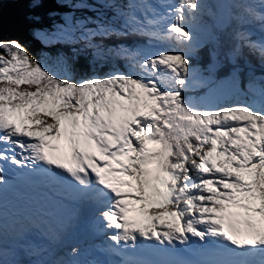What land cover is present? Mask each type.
<instances>
[{
    "label": "snow or ice",
    "instance_id": "1",
    "mask_svg": "<svg viewBox=\"0 0 264 264\" xmlns=\"http://www.w3.org/2000/svg\"><path fill=\"white\" fill-rule=\"evenodd\" d=\"M13 2L29 6L34 40L81 45L108 70L77 79L80 49L57 53L49 66L20 40L0 38V193L15 166L65 200L92 206L95 224L112 233L108 251L152 249L119 264H264V0L233 17V53L246 48L260 72L234 64L228 87L239 99L212 107L185 95L216 85L211 65L205 76L193 64L205 0H160L164 11L152 0H55L95 13L73 12L55 30L40 15L51 0ZM253 22L259 41L243 28ZM128 37L145 43L125 44ZM64 207L27 217L16 236L36 230L64 241L81 220L64 216ZM3 231L0 223V258ZM68 249L69 259L53 264H100L75 259L77 244Z\"/></svg>",
    "mask_w": 264,
    "mask_h": 264
},
{
    "label": "trees",
    "instance_id": "2",
    "mask_svg": "<svg viewBox=\"0 0 264 264\" xmlns=\"http://www.w3.org/2000/svg\"><path fill=\"white\" fill-rule=\"evenodd\" d=\"M245 3H247L245 0L227 1V8L225 9H228L226 11V14H228L230 25H238V27H240V25L236 22V20L233 19V17L237 13H243V5ZM213 7L216 9L217 4L213 3ZM210 8V10L213 11L211 6ZM50 10L51 14H49ZM72 11L75 10L67 7H62L55 3V0H51L50 3H48L43 9L40 10L42 25L47 28L51 27L50 22L54 23L55 21L59 20L61 14ZM85 12L92 13L93 11L91 9H86L83 10V13ZM30 18L31 10L26 3H17L13 2V0H2V28H0V38L20 40L29 48L30 52L34 56L49 63V66H51V64L54 62L53 58L57 55V53L63 52L72 55L74 49H80L79 54L76 55L72 61L74 69L73 75L77 79L82 76L92 75L94 71L99 73L108 70L107 68L101 69L98 65L93 64L88 50L83 49L81 45L61 44L54 47H46L39 41L34 40L31 35L32 25L29 22ZM224 19H226L225 14ZM233 22H235V24H233ZM209 25L212 29L214 28L211 22ZM258 27L259 24L256 22L243 24V28L252 35V38L254 40L258 36ZM224 28H226V26ZM236 30L237 28H234L232 30H230L229 28L225 29L227 33L229 32V46L222 44V41L224 39L223 34H219L217 36L213 34L212 38H210L209 36L201 37L199 35L201 47L198 49L197 54L193 59V64L195 67H197V69L202 71L205 76L209 75L208 69L210 65L212 66L210 69V75L211 79L216 82L215 87L221 81L229 77V71L234 64L238 63L241 67L245 68V70L252 69L257 73L260 72V64L257 58L252 56L246 48L242 49L239 52L238 56L233 53V49L236 46V40L235 38H233V36H235ZM221 31H223V28L221 29ZM141 41L145 42V40L140 37H128L124 39L123 42L125 44L132 45L142 44ZM215 87L204 88L197 84L191 91L185 93V95L190 96L194 101L209 107L222 105L229 102L230 100L226 97L222 99L224 92L213 96L211 99L207 97L211 93V90H213ZM20 254L21 255L15 256V258L18 259L17 261L19 264H31L32 262H36V260L40 259L41 257L34 251H32L31 253H27L26 250H23V253ZM7 264H13V262L10 261ZM42 264H49V259L44 260Z\"/></svg>",
    "mask_w": 264,
    "mask_h": 264
},
{
    "label": "rangeland",
    "instance_id": "3",
    "mask_svg": "<svg viewBox=\"0 0 264 264\" xmlns=\"http://www.w3.org/2000/svg\"><path fill=\"white\" fill-rule=\"evenodd\" d=\"M217 0H205V3L208 5V7L205 9L204 15L202 16L201 20L198 21L195 25L196 31L198 32V34L201 37H207L209 36L210 38L213 37V34L215 36L219 35V34H223L224 35V39L222 41L223 45H230V41H229V35L227 33V31H225L226 28H229L230 30L234 29V28H238V25H230V22L228 19H224V13H223V0H218V5L217 8L215 9L213 7V3H216ZM154 6L157 7L158 11H164L165 9L161 6L160 4V0H152ZM169 2H171V0H169ZM210 6L212 7L211 11ZM75 13V15L77 17H84V16H94L95 13H89V12H85L83 13V11H72V12H68V13H63L61 14V17L59 18L58 21H55L54 23H51V27H48V29L50 30H55L56 27H58L59 25L64 23V17L66 15H71L72 13ZM212 12V13H211ZM211 22V24H213L214 28L212 29L211 26L209 25ZM233 24H235V22H233ZM226 26V28H224ZM47 28V27H45ZM223 28V31H221V29ZM220 30V31H219ZM233 38H235V36H233ZM261 38L255 39L256 41H259ZM143 44V43H142ZM55 58V57H54ZM53 58V59H54ZM55 63V59L54 62L51 64V66H54ZM229 79L230 77H227L226 79H224L223 81H221L213 90H211V93L207 96L209 99H211L213 96L218 95L221 92H224L222 99H224V97H226L227 99H229V102H232V100L235 99H239V97H234L233 93L230 91L228 84H229ZM22 88H27V85H23L21 86ZM234 97V98H233ZM227 102V103H229ZM216 106V105H215ZM35 211L37 210H31L29 208V212L31 214H34ZM150 211L152 212H158L161 211L160 209H150ZM26 212V210H25ZM98 214V212L94 213V216H96ZM7 214L5 212H3V215L0 216V223H2L3 225V229L5 227V218H6ZM13 220L16 223V228L18 230L19 228V224H18V219L21 220L20 218H22V214H18V213H13L11 214ZM47 237H43L37 233H29L27 232L23 237H17L16 235H14V237H10L8 236L4 231H3V240H2V246L5 245V243H7L8 245L11 246V255L13 256V258H15V250L16 247L19 246L18 251H22L24 249H29L32 250V247L36 246L37 244H41L42 242H44V239ZM67 239H73L74 242L79 246V247H83L84 245L87 246L89 248V250L91 251V246L90 244H85V240L84 238L81 236V231L75 229L72 233L69 234L68 237L65 238L64 241L62 242H56V248H54L55 250H52L51 248L47 247L46 245H43L41 247V252L45 253L46 251H49V253H47L44 258L46 256H50L51 259H69L68 256V248H64V245H68L69 243L66 242ZM54 242V241H52ZM65 245V246H66ZM32 246V247H31ZM9 252L7 250V248L3 247V257L0 258V264H3V262L6 261L7 259V255L6 253ZM43 258V259H44ZM76 258H81V256L79 255ZM43 259L41 258V261L39 263L36 264H41ZM19 264V263H17ZM21 264V263H20Z\"/></svg>",
    "mask_w": 264,
    "mask_h": 264
},
{
    "label": "bare ground",
    "instance_id": "4",
    "mask_svg": "<svg viewBox=\"0 0 264 264\" xmlns=\"http://www.w3.org/2000/svg\"><path fill=\"white\" fill-rule=\"evenodd\" d=\"M48 211H43V210H41V209H39L35 214H30L29 212H27V213H25L24 214V217L22 218V220L20 221V222H22V221H24L27 217H30V216H32V217H40V216H44L46 213H47ZM19 221H18V223H20ZM13 228L11 227V225H10V231L12 230ZM38 233L39 235H41V236H45V235H42L40 232H38V231H36V230H32V231H29V233ZM99 232L101 233V231L99 230ZM67 243H74L75 244V242H74V240L73 239H68L67 241H66ZM66 245V244H65ZM69 245V244H68ZM68 245H66L65 247L66 248H68ZM81 249V254H80V256H81V258H76L75 257V259H78V260H80V261H97V259L95 258V255L94 254H92L91 253V251H89V249L86 247V246H83L82 248H80Z\"/></svg>",
    "mask_w": 264,
    "mask_h": 264
}]
</instances>
